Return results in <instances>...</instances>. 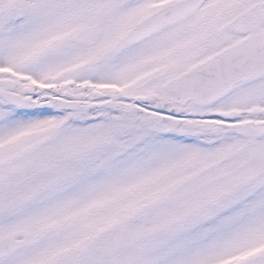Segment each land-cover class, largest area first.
Returning a JSON list of instances; mask_svg holds the SVG:
<instances>
[{
	"label": "snow or ice",
	"instance_id": "1",
	"mask_svg": "<svg viewBox=\"0 0 264 264\" xmlns=\"http://www.w3.org/2000/svg\"><path fill=\"white\" fill-rule=\"evenodd\" d=\"M0 264H264V0H0Z\"/></svg>",
	"mask_w": 264,
	"mask_h": 264
}]
</instances>
